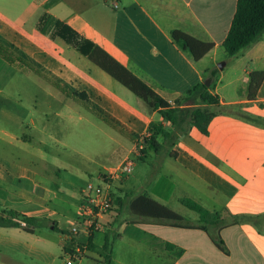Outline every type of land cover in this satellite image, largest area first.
Segmentation results:
<instances>
[{
  "label": "crops",
  "instance_id": "1",
  "mask_svg": "<svg viewBox=\"0 0 264 264\" xmlns=\"http://www.w3.org/2000/svg\"><path fill=\"white\" fill-rule=\"evenodd\" d=\"M235 6L236 0H0V41L26 60L29 55L40 62L50 77L80 94V99L91 109L121 127L124 134L115 130L131 144L120 145V160L140 138L149 134L150 121L162 122L165 126L168 123L141 98L129 101L128 94L122 95L121 86L102 72H94L85 64L64 57L61 53L65 48L71 54L78 50L59 37H51L55 22L68 24L80 36L99 45L171 105L177 101L189 105L190 101H183L186 91L209 79L210 91L218 96L222 109L239 106L264 118V75L255 97H247L249 73L264 70V31L235 59L229 58L222 46ZM34 15V26L28 29V19ZM175 29L212 42L213 46L202 57L194 59L188 49L180 47L172 38L171 31ZM218 58L224 60V67L216 66ZM10 66L0 56V68L6 71L0 87L9 85L15 75L16 70L11 72ZM19 70L28 80V70L22 66ZM56 89L60 94L44 91L46 109L54 105L60 115L71 111V103H78L107 124L82 101ZM17 101L10 91L0 90V119L12 124L9 129L0 127V144L3 143L0 163L6 162L11 147L17 148L18 138L28 142L31 155L36 145L44 144L41 139L33 141L37 133L18 134L13 129L23 123L13 105ZM137 159L152 163L151 169L159 170V174L151 182L149 191L144 190L143 182L133 185L131 176L118 183L124 189L120 196H125L126 203L135 193L143 192L171 208L170 202L182 204L180 197L187 196L199 203L205 200L208 205H202L215 213L216 219L206 225V230L123 222L113 243L111 264H264V123L218 111L208 122L207 133L192 126L185 137L168 145L165 152H156L143 142ZM112 162L94 169L76 163L74 181H52V185L38 181L35 171L10 175L0 166V214H5V209H13L26 215L47 217L59 228L68 230L80 204V190L89 181L84 180V175H95L101 180ZM67 163L63 167L66 172L73 166ZM60 169L56 166L54 171ZM178 213L191 223H199L198 213L191 217ZM111 215L112 211L105 215V229L92 234L95 250H88L74 264H101L98 251ZM244 215L255 217L246 220L242 218ZM49 230L44 226L34 227L33 231H26L22 226H0V264H27L28 259L52 260L56 246L65 253L63 248L71 235L55 236ZM118 239L123 243L122 255L115 245Z\"/></svg>",
  "mask_w": 264,
  "mask_h": 264
},
{
  "label": "trees",
  "instance_id": "2",
  "mask_svg": "<svg viewBox=\"0 0 264 264\" xmlns=\"http://www.w3.org/2000/svg\"><path fill=\"white\" fill-rule=\"evenodd\" d=\"M44 18L45 15L42 16L41 21ZM263 31L264 0H236L230 27L222 41V46L227 56L234 58L241 54ZM50 35L52 38L59 37L69 45L74 46L76 50L85 55L91 62L141 98L150 109L158 111L162 120L167 122L168 125L165 126L162 122L150 121L148 124L149 134L143 137L145 144L156 152H165L168 145H172L180 137H185L192 126L196 127L202 133H207L208 122L218 111H227L232 115L242 117L257 124L264 123V118L243 111L239 106H231L227 110L222 109L218 96L210 91L211 85H205L203 82L194 84L186 91L183 101H190L189 105H181V101H177L171 105L145 81L140 79L107 51L94 42L80 36L68 24L56 21ZM171 35L180 47L190 51L194 59L202 57L213 46L212 42L197 39L178 29L172 30ZM0 56L9 63L36 72L67 96L74 100L82 101L80 94L66 89L55 79L44 74L41 69L35 67L30 61L14 52L13 49L2 41H0ZM212 74L213 72L211 70L210 75ZM263 75L264 70H254L249 73L247 86V97L249 99L255 97L256 90L262 81ZM82 104L107 124L124 134L122 128L117 124L98 114V112L91 109L85 102L82 101ZM159 137H161V141L158 140ZM169 153L171 154V152ZM111 194L118 210L112 216L108 227L103 233V241L98 251L101 257V264H111L112 247L115 238L118 236V227L121 223L130 221L126 217V214L137 217L138 219L132 220L131 222L139 224L148 222L186 228L195 227L203 230H206L207 224L214 223L216 219L215 213L187 196L180 197V202L199 214L198 224L191 223L166 204L159 202L143 192L135 193L127 203L125 202V196L117 195L114 197L113 190ZM4 213L0 214V226H22L26 231H33L34 227L44 226L63 234L69 233L67 229L59 228L54 220L47 217L26 215L13 209H5ZM254 217L251 215L242 216L246 220ZM92 234L81 238L69 237L68 244L63 248L64 252L71 251L73 243L82 244L85 240L87 241V249L95 250Z\"/></svg>",
  "mask_w": 264,
  "mask_h": 264
},
{
  "label": "rangeland",
  "instance_id": "3",
  "mask_svg": "<svg viewBox=\"0 0 264 264\" xmlns=\"http://www.w3.org/2000/svg\"><path fill=\"white\" fill-rule=\"evenodd\" d=\"M35 17L36 15H34L33 18L28 19V29H31L34 26ZM67 49L68 48H65V51L61 53L64 57H67L76 63L81 62L82 65L85 64L94 72L97 71L105 74V76H107L106 78H109V80L118 84L117 86H121L119 88H122L124 92H127L120 93L124 96L128 94L129 101L134 102L132 100H141L129 89L121 85V83L91 62L87 57L81 55L75 50L73 51V54H71V50L69 51ZM236 57H234V59ZM28 61H30L35 67L41 69V71L47 76L50 75L40 62L34 61L29 55ZM223 62L224 60L222 58H218L215 64L217 67H224ZM18 68H20V66L11 63L10 70L11 72L16 70V72H14L15 75L12 76L13 79L10 81L9 85L0 87L1 91H10L11 95L18 99L17 103L13 105L17 110V114L22 117L23 123L20 125L21 127L13 126V129L16 130L18 134L23 132L33 136V134L37 133L36 136H33V141L41 139L44 144L36 145V148L33 151L34 155H31L28 151V142L19 140L18 138L17 148L13 149L11 147L10 151H7L9 157L6 162L0 163V166L5 169L7 173L12 175L22 171H35L37 173L35 174V177L38 181L47 185H52V181H74L73 174L76 171V168H74L76 163L88 165L92 167V169L101 164L110 163L111 161H113L111 167L118 164L122 159L118 160L122 155L120 145L122 144L128 147L131 144L127 138L120 135L108 124L97 119L78 103H71V111L68 113H60V115L57 113L59 109L55 108L54 105L49 109H46V92L50 91L55 94H60V92L53 86L49 85L45 78L34 71L28 70L27 80V78L21 76L22 73L20 70L18 71ZM5 72L0 68V83L4 82L3 76L6 75ZM31 80L37 84H34ZM239 86L240 85L238 84V90ZM66 99L71 102V99ZM3 105L6 106L8 104ZM42 116L45 119H41ZM10 126L12 127V124L10 125L7 120L0 119V127L9 129ZM40 128L43 130L40 131ZM140 140L142 141L143 137L140 138L139 141ZM61 141L65 144L63 145ZM2 145L3 143L0 144V146ZM2 148L3 147H1V149ZM140 151L141 149L135 151L132 147L126 155L130 156L134 161L133 169L128 177L131 176L132 184L135 186L137 183L142 184L143 182L144 190L149 191V188L152 185L151 182L158 176L159 170L157 172L153 171V169H151L153 166L152 163H143L142 160L137 159ZM30 157H33L32 161L29 160ZM65 162H68L67 164H73L72 167L67 168V172L63 170ZM56 166L61 168L58 172L54 171ZM83 178L85 181L89 180L94 184L102 183L95 175L85 174ZM112 190L114 197H116L117 195L123 194L122 190L124 189L122 186L116 184ZM200 203L208 205L203 199ZM170 205H172L171 208L175 211L183 212L188 217L198 215L196 211L188 209L178 201H172L170 202ZM117 210L118 207L113 206L111 216L116 214ZM126 217L130 221L138 219L131 214H126ZM49 231L55 236H63V233L59 231ZM122 244L123 243L119 241V239L115 243L119 255L124 254V247ZM56 250L57 252L52 260L44 261L28 259L27 264H66V258L61 247L56 246ZM76 261L79 260H75L73 264Z\"/></svg>",
  "mask_w": 264,
  "mask_h": 264
},
{
  "label": "built area",
  "instance_id": "4",
  "mask_svg": "<svg viewBox=\"0 0 264 264\" xmlns=\"http://www.w3.org/2000/svg\"><path fill=\"white\" fill-rule=\"evenodd\" d=\"M143 142V140L137 142L134 145V150H140ZM133 165V159L130 156H124L117 165L105 170L101 178L102 183L94 184L88 181L83 185L80 190L78 210L68 224V232L72 237H86L93 232L105 229V215L112 211L113 206H116L111 194L112 188L126 179L131 173ZM87 251L86 240L82 244L73 243L71 251L64 253L66 264H73L75 260H80Z\"/></svg>",
  "mask_w": 264,
  "mask_h": 264
},
{
  "label": "water",
  "instance_id": "5",
  "mask_svg": "<svg viewBox=\"0 0 264 264\" xmlns=\"http://www.w3.org/2000/svg\"><path fill=\"white\" fill-rule=\"evenodd\" d=\"M224 63V62H223ZM221 67V66H220ZM205 85H209V79H205L203 82ZM52 227V226H51Z\"/></svg>",
  "mask_w": 264,
  "mask_h": 264
}]
</instances>
